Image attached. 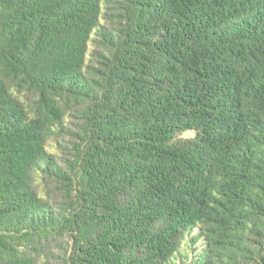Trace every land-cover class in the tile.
Listing matches in <instances>:
<instances>
[{"label":"trees","instance_id":"1","mask_svg":"<svg viewBox=\"0 0 264 264\" xmlns=\"http://www.w3.org/2000/svg\"><path fill=\"white\" fill-rule=\"evenodd\" d=\"M0 264H264V0H0Z\"/></svg>","mask_w":264,"mask_h":264},{"label":"rangeland","instance_id":"2","mask_svg":"<svg viewBox=\"0 0 264 264\" xmlns=\"http://www.w3.org/2000/svg\"><path fill=\"white\" fill-rule=\"evenodd\" d=\"M192 135H193L192 132H187V133L185 134V136H192ZM185 250L192 254V250L188 249L187 247H185Z\"/></svg>","mask_w":264,"mask_h":264}]
</instances>
